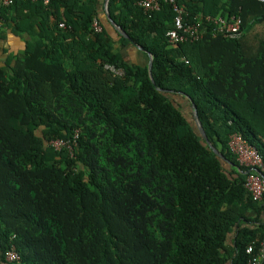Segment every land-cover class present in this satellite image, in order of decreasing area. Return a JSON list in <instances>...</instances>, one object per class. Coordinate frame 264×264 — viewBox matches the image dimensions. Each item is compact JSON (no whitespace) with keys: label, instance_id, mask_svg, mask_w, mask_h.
I'll list each match as a JSON object with an SVG mask.
<instances>
[{"label":"trees","instance_id":"1","mask_svg":"<svg viewBox=\"0 0 264 264\" xmlns=\"http://www.w3.org/2000/svg\"><path fill=\"white\" fill-rule=\"evenodd\" d=\"M99 1L0 8V264H249L264 242V199L247 189L252 169L230 142L241 135L264 167V4L179 0L189 23L237 16L244 34L230 40L208 26L203 40L172 47L170 5L110 0L113 21L152 55L153 82L149 62L116 52ZM7 30L32 50L8 54ZM76 135L73 155L49 146ZM151 166L171 184L166 198L147 181ZM11 249L19 261H7Z\"/></svg>","mask_w":264,"mask_h":264},{"label":"built area","instance_id":"2","mask_svg":"<svg viewBox=\"0 0 264 264\" xmlns=\"http://www.w3.org/2000/svg\"><path fill=\"white\" fill-rule=\"evenodd\" d=\"M42 2L45 6L50 4L51 0H0V8H9L16 2ZM264 4V0H258ZM168 4L173 8L176 14L174 20V28L167 34L168 43L172 47H176L185 43H196L203 40L206 36L208 26L214 27V35H221L230 40H240L243 37V21L241 17L231 16L229 18L224 17H205L200 21L189 23L186 19L188 14L184 7L179 4V0H140L139 6L145 11H159L162 4ZM64 27V24H61ZM92 28L96 33L103 31L101 22L98 18L93 20ZM4 29V21L0 19V30ZM1 59V51H0ZM114 75L121 76L123 71L113 66H107ZM78 135L73 141H54L49 144L56 151H62L64 148L68 149L72 154V144H77ZM231 150L238 155L241 165L251 168V174L247 181V189L252 194L255 201H262L264 199V167L262 159L257 150L250 146L241 135H234L230 142ZM248 255L254 254L253 246H249L247 249ZM8 262H16L20 260V257L15 249H11L6 254ZM264 259V242L261 243L260 253L254 256L249 264H261Z\"/></svg>","mask_w":264,"mask_h":264},{"label":"crops","instance_id":"3","mask_svg":"<svg viewBox=\"0 0 264 264\" xmlns=\"http://www.w3.org/2000/svg\"><path fill=\"white\" fill-rule=\"evenodd\" d=\"M100 17L104 20L103 22L111 27L112 36L115 38V49L127 62L145 66L149 62V55L146 52L140 50V46L135 45L128 39V43L121 42V37L126 38L121 34L113 25H111L107 19L106 3L105 0L99 1ZM116 24V23H115ZM117 25V24H116ZM118 26V25H117ZM119 27V26H118ZM127 39V38H126ZM27 46L26 41L22 38L14 35L11 30L6 31V42L2 45L8 50V54L16 55L19 52L28 49L31 51L33 44L29 38ZM2 54V53H1ZM15 65V64H14Z\"/></svg>","mask_w":264,"mask_h":264},{"label":"rangeland","instance_id":"4","mask_svg":"<svg viewBox=\"0 0 264 264\" xmlns=\"http://www.w3.org/2000/svg\"><path fill=\"white\" fill-rule=\"evenodd\" d=\"M188 117L192 118V115H188ZM104 139V133L100 135V140ZM110 151L108 150L107 153ZM107 161H109L114 167H119L122 169H125L128 167V164L125 160L118 158V159H110L107 158ZM147 181L150 183V186L152 187L153 193L157 196V198H166L167 192L171 191V184L163 177H160L157 174V171L153 168V166L150 167L149 170V177L147 178ZM169 200V199H168ZM159 209L164 214V217L169 219L171 214V209L166 204H161L159 206ZM151 223L155 225V229H161L164 232H167L169 230L170 223L168 220H158L157 218L153 217L151 219ZM156 223V224H155ZM163 228V229H162Z\"/></svg>","mask_w":264,"mask_h":264},{"label":"water","instance_id":"5","mask_svg":"<svg viewBox=\"0 0 264 264\" xmlns=\"http://www.w3.org/2000/svg\"><path fill=\"white\" fill-rule=\"evenodd\" d=\"M109 1L110 0H105V3H106V12H107V19L109 21V23L111 25H113L121 34H123L127 39L130 40V37L125 33L124 30H122L120 27H118L115 22L113 21V19L111 18L110 14H109V11H108V5H109ZM140 50L143 51V52H146V50L142 47H140ZM148 55H149V74H150V77H151V80L154 82L153 80V76H152V67H153V58H152V55L148 52H146ZM194 108V119H195V122H196V126L198 128V131L200 133V135L202 136V138L204 139V141L209 144V146L213 149V151L216 153L217 156H219L220 158L224 159V156L215 148L211 145L207 135H206V132L203 128V125L198 117V114H197V110H196V107L193 106Z\"/></svg>","mask_w":264,"mask_h":264}]
</instances>
